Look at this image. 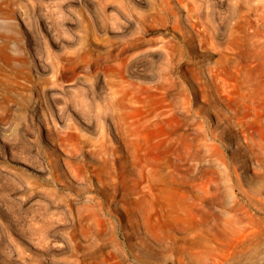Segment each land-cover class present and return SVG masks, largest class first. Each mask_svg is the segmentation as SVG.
Here are the masks:
<instances>
[{
	"label": "rangeland",
	"instance_id": "obj_1",
	"mask_svg": "<svg viewBox=\"0 0 264 264\" xmlns=\"http://www.w3.org/2000/svg\"><path fill=\"white\" fill-rule=\"evenodd\" d=\"M0 264H264V0H0Z\"/></svg>",
	"mask_w": 264,
	"mask_h": 264
}]
</instances>
